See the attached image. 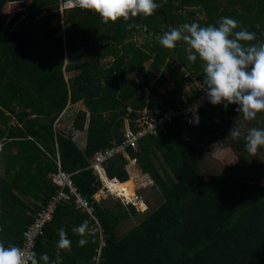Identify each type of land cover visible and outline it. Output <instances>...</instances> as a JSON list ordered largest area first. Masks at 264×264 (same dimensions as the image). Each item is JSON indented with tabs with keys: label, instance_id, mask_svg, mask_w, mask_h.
Returning <instances> with one entry per match:
<instances>
[{
	"label": "trees",
	"instance_id": "obj_1",
	"mask_svg": "<svg viewBox=\"0 0 264 264\" xmlns=\"http://www.w3.org/2000/svg\"><path fill=\"white\" fill-rule=\"evenodd\" d=\"M17 1L0 0V139L5 141L0 152V242L22 246L37 202L47 203L56 190L51 174L60 167L94 204L105 241L99 264H264V184L256 181V169L243 155L247 149L242 131L238 141L228 136L233 127L243 128L236 104L227 110L223 104H211L203 111L209 122L199 127L175 117L166 133L140 141L138 165L164 199L123 237L118 228L136 209L97 200L103 184L88 167L95 151L123 139L128 106L173 108L188 74L196 75L203 86L202 62L188 61L183 42L172 50L161 46L165 32L192 22L218 26L221 17H229L256 34L250 43H264V0H156L161 6L152 16L108 24L97 13L74 6L61 22V1L69 0H27L25 11L16 8ZM196 14L203 18L193 20ZM129 23L134 26L128 28ZM144 28L152 35L139 44L132 37ZM66 73L72 75L67 78ZM170 82L172 90L161 93L159 88ZM78 102L89 112L84 149L54 128L62 110ZM75 126L83 127L80 122ZM223 137L240 163L229 175L206 178L200 154ZM127 163L123 156L109 160L108 175L119 180L110 179L130 181ZM85 221L90 234L81 247L73 229ZM95 225L74 200L59 204L38 239L37 259L47 253L55 261L59 252L61 264H97L101 236L91 232ZM61 227L71 241L70 250L58 248Z\"/></svg>",
	"mask_w": 264,
	"mask_h": 264
},
{
	"label": "clouds",
	"instance_id": "obj_2",
	"mask_svg": "<svg viewBox=\"0 0 264 264\" xmlns=\"http://www.w3.org/2000/svg\"><path fill=\"white\" fill-rule=\"evenodd\" d=\"M74 7L97 13L101 22L108 24L118 20L125 22L142 15L152 16L161 6L156 0H71ZM133 24H127L132 28ZM233 18L221 17L218 26H201L196 22L184 23L165 32L159 43L166 49H175L178 42L187 46V59L195 64L197 58L202 62L203 89L208 101L213 105L223 104L225 110L229 104H236L237 111L243 114L245 121H252L258 113L264 112V43H250L256 40V34L240 28ZM228 136L234 141L241 137L239 127L230 129ZM246 149L255 156L258 149L264 147V129L251 128L244 137ZM0 145V149H2ZM113 178V177H110ZM119 180V179H118ZM103 184V183H102ZM3 229H0L2 231ZM80 239L78 245L88 243V223L85 221L73 229ZM58 248L70 250L71 241L63 227L58 229ZM61 264L57 252L55 261H50L47 253L39 260L34 251L18 246L6 247L0 242V264Z\"/></svg>",
	"mask_w": 264,
	"mask_h": 264
},
{
	"label": "built area",
	"instance_id": "obj_3",
	"mask_svg": "<svg viewBox=\"0 0 264 264\" xmlns=\"http://www.w3.org/2000/svg\"><path fill=\"white\" fill-rule=\"evenodd\" d=\"M180 67L182 71L185 70L183 65L180 64ZM187 77L189 81L183 86L182 92L178 95L173 108L166 111L148 109L147 107L140 110L130 106L126 108V115L124 116L122 128L123 139L118 143L113 142L109 147L95 151L89 160L88 167L93 169L103 184L106 185L104 177V175L107 176V167L104 166L106 162H109V160L117 156H123L125 159L127 158L128 161V164H125V169L127 171V166L129 164L138 165V158L136 155L140 151V141L149 137H157L160 133H166V125L169 124L173 118L179 117L180 121L189 127H199L204 123L207 116L203 114V111L208 110L211 103L208 101L206 92L202 88L203 86L201 83L197 80L196 75L188 74ZM154 85L155 82H153L151 86L153 87ZM164 87H167L168 91H171L174 87L173 82H170ZM162 88L163 87L159 88L160 92L166 93L162 91ZM145 93L147 96L150 95L147 88L145 89ZM58 124L60 125L56 120L54 128L58 129ZM59 130H61L63 134L69 136L73 141L77 140L78 131L76 129L64 127ZM112 179L118 178L113 177ZM51 181L56 186V190L50 196L47 203L39 202L37 204L38 208L34 213L33 220L24 230L23 244L20 248L34 251L38 239L45 234L48 223L53 220L59 204L74 200L77 207L83 209V211L89 212L97 223V225L91 227V232H99L101 236V247L98 250V255L95 257L97 264H99L101 248L105 245V241L101 225L94 215L95 207L93 202L82 195L77 186L73 184L71 173L60 169V167L57 172L51 174Z\"/></svg>",
	"mask_w": 264,
	"mask_h": 264
},
{
	"label": "rangeland",
	"instance_id": "obj_4",
	"mask_svg": "<svg viewBox=\"0 0 264 264\" xmlns=\"http://www.w3.org/2000/svg\"><path fill=\"white\" fill-rule=\"evenodd\" d=\"M15 6L16 8L18 9L21 8L23 9V11H25L26 10L25 8L27 6V0H19L17 5ZM71 7H73L71 0L61 1V11H62V16L60 19L61 22H63L65 11L67 10V8H71ZM8 10L10 9H7V11H5L6 12L5 14L9 16ZM188 11H192V8H189ZM201 18H203L202 15L199 14L198 15L196 14L195 16L193 15V20H201ZM56 21L57 20H55L54 22ZM151 35L152 33L148 35L146 29L144 28L143 30H139L132 37V39L138 42L139 44H143L148 40V37ZM68 61H70V59L68 56H66V63ZM175 65L177 66L178 64ZM71 75L72 73H66L67 78H69ZM162 91L167 92L168 91L167 87L166 88L163 87ZM149 97L152 96L149 95ZM88 114L89 113L86 112L83 102L68 104V106L62 110L61 114L58 117V119H60L61 116H64L66 120L57 119L58 123H60V125L58 124L59 126L58 129L63 128L64 125H71V124L74 125V122H80L83 125L85 124V122H87L89 118ZM258 117L259 115L256 116L254 123H252L251 121L242 120L243 128L241 129V131L243 137L247 135L248 130L251 128L257 127V129H264V123L260 124L261 121L262 122L264 121V112H261L260 114L261 118ZM208 122H209L208 119L204 120V123H208ZM226 143H227L226 138L223 137L218 141H215L212 144L208 145L206 148H204L203 153L200 154V161L202 163V168L206 175V178L208 177L209 174L212 173L220 174V175H229L231 168L239 165L240 163L239 156L236 153H234V151L230 147H228ZM243 155L246 158V162L248 166L256 169V174H255L257 176L256 181L264 184V147L259 148L255 156L249 154L247 150L244 152ZM108 163L109 162H106L104 166L107 167L109 165ZM156 164L158 166L161 165L160 161H156ZM162 168L163 167L161 166L160 174L163 177H165L166 174ZM127 169L129 174V180L130 178L136 179L135 189H134V191L136 192L133 200L127 201L123 197L121 198L120 196H118L117 193L112 192L110 188L106 187L105 184L102 185L100 191L95 195L97 200L101 202H105L107 205L110 204L117 207V203L119 204L121 203L124 206L131 205L135 207L136 215H134L129 220L124 221L119 226L118 228L119 237H123L135 225H137L140 221H142L148 214H150V212L156 209L163 202L164 199L161 190L155 185L150 175L144 174L141 168L139 167V165L129 164L127 166ZM107 177L110 178L108 172H107Z\"/></svg>",
	"mask_w": 264,
	"mask_h": 264
},
{
	"label": "bare ground",
	"instance_id": "obj_5",
	"mask_svg": "<svg viewBox=\"0 0 264 264\" xmlns=\"http://www.w3.org/2000/svg\"><path fill=\"white\" fill-rule=\"evenodd\" d=\"M104 177H105L106 187L108 188L110 187V190L112 192L117 193L118 196H120L121 198L123 197L127 201L133 200V198L135 197V192H136L134 191L135 180H136L135 178L133 179L131 178L130 181H128L127 183H121L118 180H111L106 175H104Z\"/></svg>",
	"mask_w": 264,
	"mask_h": 264
},
{
	"label": "crops",
	"instance_id": "obj_6",
	"mask_svg": "<svg viewBox=\"0 0 264 264\" xmlns=\"http://www.w3.org/2000/svg\"><path fill=\"white\" fill-rule=\"evenodd\" d=\"M17 3H18V1L16 2V4L15 5H17ZM69 104H71V103H69ZM85 107V106H84ZM85 110H86V108H85ZM86 112L87 113H89L87 110H86ZM88 116H89V114H88ZM58 119V118H57ZM60 119H65L66 120V118L64 117V116H61L60 117ZM60 119H58V120H60ZM89 119V118H88ZM14 120H15V117H12V119H11V123H13L14 122ZM75 123L76 122H74V125L73 124H71V125H64L63 126V128L64 127H68V126H70L71 128H73V129H76L77 131H78V137H77V140L76 141H74L81 149H84V147L86 146V138H87V124H88V120H87V122H85V124H83L84 126L83 127H76L75 126ZM4 139L2 138V139H0V145H2L3 146V144H4ZM2 151V149H0V152ZM4 170V165L3 164H1L0 163V172H2ZM39 202H37V204H38Z\"/></svg>",
	"mask_w": 264,
	"mask_h": 264
}]
</instances>
